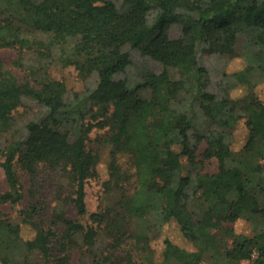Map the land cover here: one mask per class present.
I'll return each mask as SVG.
<instances>
[{"label": "trees", "instance_id": "1", "mask_svg": "<svg viewBox=\"0 0 264 264\" xmlns=\"http://www.w3.org/2000/svg\"><path fill=\"white\" fill-rule=\"evenodd\" d=\"M241 35L248 37L244 67H223L214 92L210 59L241 55ZM125 45L163 70L126 75L133 59ZM0 49L18 50L13 66L24 71L0 60V140L14 131L18 107L40 106L0 150L8 183L0 193V264H71L79 249L86 264H201L207 252L214 264H264V0H0ZM54 61L73 66L84 86L54 78ZM204 123L216 127L202 134ZM242 126L247 136L236 148ZM95 141L112 148L103 189L120 195L90 212L87 183L100 177L102 161ZM211 158L216 171L205 170ZM41 168L58 172L62 189H70L49 215L36 200ZM195 198L206 207L199 220L189 206ZM4 204L21 213L34 237L23 236ZM68 204L89 221L71 217ZM240 220L251 221L255 234L236 231ZM170 223L193 247L165 238L160 256L152 233L161 237Z\"/></svg>", "mask_w": 264, "mask_h": 264}, {"label": "rangeland", "instance_id": "2", "mask_svg": "<svg viewBox=\"0 0 264 264\" xmlns=\"http://www.w3.org/2000/svg\"><path fill=\"white\" fill-rule=\"evenodd\" d=\"M248 37L245 35H241L235 45L236 50L241 53L238 57L228 60L225 56H216L215 58L210 59V63L212 64L214 70V82L209 87L212 91L218 92L219 87L216 85L217 79L220 80L221 73L223 67L229 72H235L236 70L241 69L244 67V55L247 53L248 50ZM124 50L130 52L131 57L133 59V64L131 68L127 71L126 75L132 78H139L140 72L145 68H154L157 71L163 70L164 66L160 62H155L152 60L147 59L138 49L132 48L130 45H125ZM18 50L16 49H0V60H2L7 66L12 67L15 69L16 73L23 76L24 71L13 66L14 61L18 58ZM30 55H27V60H29ZM26 62V60H25ZM50 74L57 79H64L70 88L81 89L84 86V82L77 74V71L74 69L73 66L66 67L59 62L54 61L49 68ZM173 75H176L174 70H171ZM219 75V78L217 76ZM264 94V83H261L258 86V90ZM242 87L235 89L232 94L234 96H240L243 93ZM150 91L148 89L142 90L141 95L148 96ZM40 110V106L36 102L27 101L26 104L18 107L15 110V129L14 131L6 134L0 140V150L4 148V146L11 140L13 137L14 132H21L24 126L37 115V112ZM216 126L209 123H204L199 127V132L205 134L207 131L215 128ZM194 131H192V137L194 135ZM96 133H94L95 135ZM247 136V129L242 126L238 129L235 140L234 146L236 148H240ZM92 146L99 150L101 153V164H100V177L95 179H90L87 183V203L90 212L100 211L108 208L109 206L113 205L119 198V191L112 190V191H105L102 186V181L107 177L108 170H107V161L111 159V151L112 148L108 144H100L99 142H92ZM207 144L205 141L201 143V147L199 149V153L206 148ZM175 149L180 152L181 146H175ZM201 158V155H200ZM5 157L0 151V193L6 191L8 189V183L5 176V170L3 167ZM182 161L184 164V170L187 172L188 170V159L187 156L182 155ZM205 170L207 171H216L218 169V161L216 158L206 159L205 160ZM25 185L27 186V190L30 186H32L31 180L28 177L24 178ZM62 180L61 176L58 172L53 170H49L47 168H41L38 173V177L35 182L36 188V200H40L42 205L46 206V211L48 215L52 212L53 207L56 203L60 200L59 196L66 198L68 193L70 192L69 188L62 189ZM258 199L262 207H264V192L258 193ZM31 200L30 193H27V197L23 201V206L27 205ZM190 208L195 215L197 220L201 219L204 211L205 205L203 203L202 198H195L190 202ZM3 210L6 213V217L13 223H22V215L21 213L13 208L10 204H4L2 206ZM68 213L71 217L76 219H81L83 222L89 221V216H79L77 213V209L73 206V204L67 205ZM236 231L243 232L248 235L255 234V227L251 221L240 220L234 225ZM22 234L25 238H32L35 235V230L31 225L27 223H22ZM214 234L216 237L226 244H231L232 239L228 236L223 230L214 229ZM159 232L156 229L152 233L153 243L157 248L158 255L161 256L162 251L165 247V238H169L176 243L181 244L188 249L193 247V244L188 242L180 227L176 223H170L165 226L164 233L161 237H159ZM106 238H102L103 242ZM160 258V257H159ZM71 264H86L85 262V255L84 251L79 249L75 251L74 257L71 261ZM172 264H182L178 259L174 258L172 260ZM201 264H214V260L212 257L211 252H207L204 259L202 260Z\"/></svg>", "mask_w": 264, "mask_h": 264}]
</instances>
